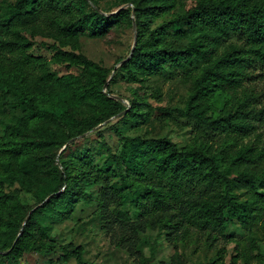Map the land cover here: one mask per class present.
<instances>
[{"label":"trees","instance_id":"trees-1","mask_svg":"<svg viewBox=\"0 0 264 264\" xmlns=\"http://www.w3.org/2000/svg\"><path fill=\"white\" fill-rule=\"evenodd\" d=\"M125 5L112 15L99 0H0V93L18 112L0 135V264L58 251L57 263L88 264L82 246L59 243L45 223L64 224L79 207L129 252L148 228L177 249L192 230L233 241L231 227L251 230L264 219V144H244L260 140L264 124V104L246 87L252 69L264 67V0H117ZM134 23L136 46L119 68L83 54L82 37ZM183 69L191 77L200 69L177 111L195 125L184 147L104 126L121 115L127 129L151 121L143 84ZM120 82L138 85L121 97L129 106L115 98ZM112 130L118 150L104 138Z\"/></svg>","mask_w":264,"mask_h":264},{"label":"rangeland","instance_id":"rangeland-1","mask_svg":"<svg viewBox=\"0 0 264 264\" xmlns=\"http://www.w3.org/2000/svg\"><path fill=\"white\" fill-rule=\"evenodd\" d=\"M94 7V4L90 2ZM117 0H99V5L105 13H115L128 5L117 7ZM103 12V11H102ZM174 11H172L173 13ZM171 15L159 17L151 25L155 28ZM137 37V28L134 23L133 29L128 27L117 28L109 31L101 38L82 37V52L89 59L108 68H119V60H127L133 49ZM38 43L43 41L52 42L48 38L37 39ZM41 53L49 60L51 53L41 49ZM55 71H60L57 66H52ZM198 69L189 75L188 69H183L177 75L164 73L161 76L150 78L143 84L139 94L144 96L147 104L151 107V121L140 124L131 129L124 128L121 116L111 119L108 123L114 124L117 128L124 130V135L129 137H146V138H169L177 143L179 147H184L191 138L190 132L194 124L180 116L177 111H185L187 101L190 97L193 77L198 75ZM251 79L246 83L249 91L260 97L259 102L264 104V67L256 66L252 69ZM138 85H129L120 82L112 85V89L119 97H131V89H137ZM242 94V93H241ZM241 94L239 96H241ZM127 106V99L121 98ZM18 112L12 107V104L0 93V135L3 133V123L10 121ZM262 134L261 139L252 136L244 141V144H264V124L258 131ZM88 133L85 137L91 136ZM105 140L116 150L120 148V139L116 132L106 131ZM83 139L78 138L76 141ZM97 138L90 144H96ZM241 201L249 200L247 195L242 191H237ZM24 205L34 210L35 202L27 196L21 198ZM31 210L30 215L33 213ZM46 224L52 226V232L59 243H74L76 246H82L84 249V260L88 264H171V261L180 264H233L232 258H238L234 264H264V219L258 225L248 229L231 227L230 234L235 235L236 239L229 241L222 234L192 230L189 238L178 243L177 249L174 244L165 240L161 236L159 228H148L145 232L138 235L140 241L136 243L131 252L115 246L109 235L102 231L98 225L92 223L90 210L79 207L72 219L64 224L52 225L49 220ZM239 243V246H238ZM248 256L247 258L245 257ZM60 256V251L49 258L40 257L32 254L25 256L23 264H47L48 259H53L56 264ZM174 259V260H173ZM66 264H77L75 259H71Z\"/></svg>","mask_w":264,"mask_h":264},{"label":"water","instance_id":"water-1","mask_svg":"<svg viewBox=\"0 0 264 264\" xmlns=\"http://www.w3.org/2000/svg\"><path fill=\"white\" fill-rule=\"evenodd\" d=\"M119 12V11H118ZM118 12H115V13H112V15H114V14H117ZM134 15H135V12H133V17H134ZM136 40H137V37H135V42H134V45H133V49H132V53H133V50H134V48H135V46H136ZM132 53H131V55H132ZM131 55H130V57H131ZM130 57L127 59V60H129L130 59ZM127 60H125V61H123L120 65H122V64H124ZM117 69V68H116ZM116 99H119L118 97H115ZM103 127V125H100L99 127H97L95 130H97V129H99V128H102ZM94 130V131H95ZM87 134H85L84 136H82V137H85ZM66 147H64V149H65ZM63 149V150H64ZM30 217V216H29ZM29 219V218H28Z\"/></svg>","mask_w":264,"mask_h":264}]
</instances>
